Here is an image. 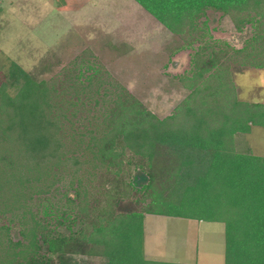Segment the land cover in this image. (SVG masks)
<instances>
[{
    "label": "trees",
    "instance_id": "16d2710c",
    "mask_svg": "<svg viewBox=\"0 0 264 264\" xmlns=\"http://www.w3.org/2000/svg\"><path fill=\"white\" fill-rule=\"evenodd\" d=\"M133 1L171 35L193 34L207 10L229 16L237 32L257 28L239 50L204 45L179 78L189 94L169 116L159 119L132 96L117 97L102 130L81 134L117 185H109L102 206H88L78 180L64 196L70 213L57 222L66 233L46 230L27 209V194L57 182L66 160L53 95L48 83L11 62L0 86V216L19 214L23 222L0 264H180L145 258L146 215L222 223L224 264H264V157L252 155L244 140L252 127L264 129V104L238 99L227 66L240 57L242 67L264 69V0ZM126 194L129 210L116 211L115 200Z\"/></svg>",
    "mask_w": 264,
    "mask_h": 264
},
{
    "label": "rangeland",
    "instance_id": "374dc122",
    "mask_svg": "<svg viewBox=\"0 0 264 264\" xmlns=\"http://www.w3.org/2000/svg\"><path fill=\"white\" fill-rule=\"evenodd\" d=\"M254 28L249 24L237 32L229 16L207 10L193 34L177 36L133 0H0V86L15 62L36 81L48 83L60 119L66 160L56 171L57 182L52 180L42 193L27 194V209L41 226L67 232L57 222H62V213H70L64 196L78 180L88 206H102L107 189L116 188L117 179L94 161L81 134L102 130L99 125L117 97L132 96L159 119L169 116L189 94L179 78L191 70L195 54L207 44L215 50H224V45L229 52L239 50L253 37ZM242 61L239 57L227 64L238 99L264 104V69L242 67ZM91 75L92 84L85 91L82 86ZM7 92L14 93L12 88ZM85 100L90 102L82 109ZM75 103L78 109L69 106ZM244 140L252 155L264 157L263 128L252 127ZM131 197L116 199L115 210H129ZM21 221L19 214L0 216V227L8 228L6 236L0 232V259L8 238L20 240ZM144 226L148 258L159 252L175 262L183 250L193 264L223 262L222 224L146 216Z\"/></svg>",
    "mask_w": 264,
    "mask_h": 264
},
{
    "label": "crops",
    "instance_id": "0c3cea01",
    "mask_svg": "<svg viewBox=\"0 0 264 264\" xmlns=\"http://www.w3.org/2000/svg\"><path fill=\"white\" fill-rule=\"evenodd\" d=\"M146 216H151V215H146ZM146 216H145V218H146ZM145 218H144V221H145ZM168 218H171V217H168ZM175 219H179V218H175ZM182 220H186V219H182ZM189 221H193V220H189ZM193 222H197V221H193ZM201 223V222H200ZM206 223H208V222H206ZM211 223V222H210ZM219 224H222V223H219ZM222 226L224 227V225L222 224ZM143 231H144V255H145V258L147 259V260H151V261H159V262H170V263H180V264H193V258L190 256L189 257V255H188V257H187V254L182 250L179 254H176V256H177V258H176V260H175V262H171V261H169V256L168 257H161L160 255H159V252H157V253H153L152 254V256L153 257H151V258H148L147 256H146V253H145V250H146V242H145V226H144V222H143ZM224 232H225V230L223 231V233H222V237H223V244H222V248H223V262L221 263V264H224V244H225V236H224ZM212 233V232H211ZM210 233V234H211ZM220 233V232H219ZM215 235V234H214ZM216 235H218L217 233H216ZM164 256H165V254H164ZM172 257L174 256V254L173 255H171ZM171 257V258H172Z\"/></svg>",
    "mask_w": 264,
    "mask_h": 264
}]
</instances>
